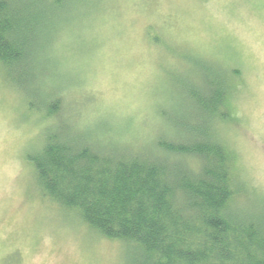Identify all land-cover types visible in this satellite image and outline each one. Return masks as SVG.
I'll list each match as a JSON object with an SVG mask.
<instances>
[{"label": "rangeland", "instance_id": "374dc122", "mask_svg": "<svg viewBox=\"0 0 264 264\" xmlns=\"http://www.w3.org/2000/svg\"><path fill=\"white\" fill-rule=\"evenodd\" d=\"M62 4L59 31L37 44L30 82L11 84L0 63V264H131L132 244L42 194L29 156L52 130L104 151L154 150L181 121L201 124L204 110L189 94L208 99L210 82L224 85L227 75L214 126L232 203L264 221V0Z\"/></svg>", "mask_w": 264, "mask_h": 264}, {"label": "trees", "instance_id": "16d2710c", "mask_svg": "<svg viewBox=\"0 0 264 264\" xmlns=\"http://www.w3.org/2000/svg\"><path fill=\"white\" fill-rule=\"evenodd\" d=\"M62 1L0 0V63L11 84L32 80L37 44L59 31ZM228 79L211 81L208 99L191 92L201 124L181 121L154 150L104 151L49 131L29 156L42 194L101 235L132 244L131 264H264V221L233 205L229 157L214 126Z\"/></svg>", "mask_w": 264, "mask_h": 264}]
</instances>
